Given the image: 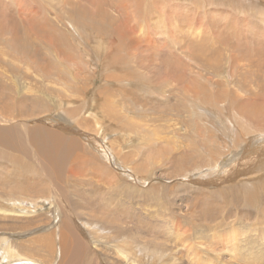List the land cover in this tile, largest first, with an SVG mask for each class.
Returning <instances> with one entry per match:
<instances>
[{
  "label": "bare ground",
  "instance_id": "obj_1",
  "mask_svg": "<svg viewBox=\"0 0 264 264\" xmlns=\"http://www.w3.org/2000/svg\"><path fill=\"white\" fill-rule=\"evenodd\" d=\"M130 1L132 3L129 4V6H134L135 11L137 10L140 12V15L134 14L135 16L133 15L130 21L137 18L141 21L143 20L145 23L151 19L155 22H163L166 15L173 14L172 20H168V24H172V29L166 28L162 31L166 36L164 40L158 39L159 46L166 45L168 49L177 50L179 54L183 53V59L189 58L186 61L183 60V65L190 64L189 61L196 60L199 62L198 67L202 66V69H204L203 65L200 63V59L203 58L202 61L206 60L207 62L210 60L218 62L221 59L219 55L211 59L217 52H210L212 54L210 58L202 57L204 56L202 53H200L199 58L194 57L195 55L192 58V56L187 54L188 52L191 53L190 50L198 51L196 54L199 56V51H201L202 48L204 50L207 49V46L212 49L216 46L219 47V50L220 47L221 49L226 47L223 53L230 50L228 57H234V60L231 59V57H229V59L233 60L235 64H238L237 60L240 59H237V56L243 55L238 53L235 54L232 43L233 40L241 44L244 42L250 49L252 47L254 48L248 50V52L244 51L247 53V56H257L255 50L263 46V18L252 23L255 24L257 30L251 33L248 30L242 29V21L237 19L239 16L235 18L234 12L226 11V13L230 15L224 13L226 15L224 16V14H222L224 17H218L220 21L222 19V22H219L213 20L217 18V14L215 15L216 12L213 16V12L211 11L210 18H208L206 14L205 18L202 19V17H200L201 13H199V8H187V5L183 4L178 6L174 3L175 0H171L172 2L166 0L165 3H162L160 5L161 11H157V6L154 5L152 0ZM188 1H192V3L196 4V0ZM205 2L214 4V6L220 4L219 2L216 3L215 0H205L203 4ZM223 2L222 5H226L227 3L235 4L234 0H224ZM110 4H112V2H108V0H0V185L5 186L3 187L5 189L0 190V195L3 199L9 200L11 204V206L0 205V219L6 221L5 223H0V226L4 227L1 228L3 230H0V235H4L6 230H20L28 225H37L40 222L39 219L34 218L38 216V214L36 215V211L30 209V205L27 206L25 204L27 201L38 202L42 199L46 200L50 196L57 200L56 204L60 202L64 205L65 201L63 198L66 197L69 192L67 191V193H64L63 190L62 194L60 192H53L56 186L54 184L55 180L58 186L63 187V189L69 188L70 190L71 188V192L74 189L79 190L80 185L76 182V176L73 175L74 169L70 171H64L63 169L64 164L66 165L68 163V165H70L76 162L73 158L76 160H84L87 157L97 161V159L101 157L105 162L110 163L106 156L99 154L101 150H99L97 146L94 145L95 148L91 146L93 143L99 142L95 134L73 130L65 126L55 129L42 123L28 127V123L30 122L23 120L17 122L18 119H16H29L35 116L37 111L44 113L49 112L50 110L47 109L49 107H52V109L56 111L61 107L63 108L65 102L69 101L65 99V97L80 95L79 92H82V94L83 92H87L86 80L89 78L90 74H93L92 67L97 66L99 63V66L107 65L110 67L108 74L102 76L105 79H116V81L122 82L121 78L125 79L127 76H130V79L132 78L134 80L131 81V83H136L138 87H141L136 88L134 94L136 90H139L150 95V97H155L157 95L155 99L160 100L158 107L162 108V112L160 113L161 116L151 117L143 113H140L139 116L143 115L149 118L147 120L148 122H151V118H161L165 125L169 127V132L174 137V141L176 139L175 146L178 151L181 152L183 147L186 153L191 152L192 154L190 155L194 157H203L204 155L212 157V163L208 165L200 163L191 171H197L207 166L209 169H213V172H216L220 170L223 164L228 167L231 163L233 164L234 162L232 160L234 157L242 151H246L247 154H251V156L258 153L257 155H259V157H255L254 160L251 162L249 161L247 164L235 162V165L230 168L229 173L235 171L239 167H242L244 170L233 176H229L225 184L220 187L213 189V185L208 181H196V183L198 182L199 185L203 184V186L194 187L196 195L192 203V209L194 211L198 210L199 214L205 219L217 221L219 219L212 218L216 216L217 207H219L221 209L219 218L222 216L219 220L220 224L227 226V230L220 232L215 229L213 233H208L209 228L204 224L194 223L195 232L188 235L189 240H192V237L199 239L204 238L205 240L184 246V254L188 256V252L193 251L196 264H252L254 262L264 264V177L254 178L264 173V167H260L261 163L264 164V99L250 101L249 96L247 98L249 101L238 102V98L235 96L237 101L235 100L234 107L230 105L229 108L219 110L218 106L221 107L222 105L219 103V95L217 96L214 90L213 93L205 91L202 96H200L201 93H198L202 88L200 78H204L205 81L210 79L211 84L209 87L212 88L215 85L214 83H216L212 81V77L205 76V78L198 70L194 73L193 70L187 67L189 73L193 75V79L187 82L181 80L185 76L182 74L179 76L178 73L180 70L175 68V65L177 66L179 62L175 63L171 58V60L167 59L166 62L162 60L164 75L158 78L155 83L152 80L144 82L140 74L133 76V72L131 73V71L126 68L129 55L126 54L121 58L116 52L118 46H114L116 34L112 33L117 31V35L120 36L121 32L123 34L127 32V30L126 28L122 30L120 24L117 28L115 27L116 17H112L111 12L105 9V6L112 7ZM121 10L123 9L121 8ZM206 10L207 8L204 11ZM216 10L218 9H214V11ZM150 14H152L151 17H149ZM261 14H259V16ZM232 15H234V17H232ZM190 17L194 18H191V20ZM228 17L231 18L228 19ZM246 20L247 19H243L244 24L248 23ZM145 23H141L140 26L143 27ZM113 25H115V28H113ZM155 33L156 32L151 31L150 34L153 35ZM97 38H100L102 43L97 42ZM148 40L150 41L151 38L149 37ZM37 47L40 48L36 49ZM45 49L47 52H42V60H44L42 61L38 59V55L41 50ZM244 49L246 48H243V50ZM232 52H234V56L231 54ZM223 59H227L226 54ZM257 63L259 64L260 62L257 61ZM258 64L255 65L257 66ZM208 66H210V63ZM238 66H236V70H238ZM119 67L124 68V71H122L124 73H121L119 70L118 73L115 72V69L117 70ZM33 71L42 73L38 76L43 79V82L52 77V82H56L55 84L56 86L58 85V90L55 92V89H52L53 84L51 87L47 86V88L46 85L43 87L40 85L42 90L38 92V96L36 94L31 95L32 98H29L31 100L30 105L21 100L7 102V96H3L2 93L6 88L15 93L22 92V89H32L35 91L40 89L39 86L36 87V84L39 85L40 83L37 81L33 82L34 78L32 79L30 75L33 74ZM214 72L216 76L224 78L221 75L222 73L218 71V67H214ZM227 74L229 75L230 73ZM154 75L156 77L155 73ZM232 75L230 74V76ZM240 75L244 78L243 74ZM157 77L159 76L157 75ZM226 78L227 77L224 78V81L218 84L216 83V85L220 87L222 85H233L235 86V90L233 91L240 90L238 88L240 84H236L235 80H233L234 75L231 79V84H228ZM176 79H179V82L174 85L177 81ZM23 80H29L30 84L22 83ZM197 80L199 83H195ZM31 83L33 84L31 85ZM122 84H124V82ZM167 87L172 88V90H166ZM113 90L115 89L112 86L105 88L103 92H101L102 101L93 103H98L100 108L106 109L107 100L109 99L108 96L112 94L111 91ZM230 90H232V88ZM62 91L69 92L72 95L65 94V92L62 94ZM233 91L232 93L234 94L235 92ZM162 92L165 94H162ZM53 95H55V98L52 99V103L44 101V97H47L50 101ZM230 100L234 101V98ZM128 101L129 99L126 100L127 103ZM82 113L84 114L85 112H80L78 108L70 107L65 112L66 115L71 116L74 120H78L77 117L80 118L78 121L79 123L84 120L85 124H88L89 120L84 117ZM5 114L12 119L10 126H7L8 123L6 124V122L5 125H2V122H4L3 119L7 120ZM229 120H231L230 122L236 127L235 132L232 133L230 142L223 138V135L230 129V125L225 123V121L229 123ZM8 121L11 120H7V122ZM41 121L48 122L47 119H41ZM98 122L99 121L95 119V127H99ZM204 122L215 124L216 129H208L205 134L206 127L203 124ZM84 126L88 127L91 126V124L83 125V127ZM98 127H96V129ZM68 131L75 132L76 135L72 136ZM184 132L187 133L182 134ZM192 134L195 135V138H193ZM260 150L261 153L259 152ZM230 152L232 154L229 155ZM119 153L120 154H117L118 158L120 155L124 158L130 156V153L125 154L121 153V151ZM179 159L180 161L186 160L183 156H180ZM42 160H44L45 163H43ZM104 170L106 171L107 169L105 168ZM110 174L113 175L114 173ZM42 176H45L48 181L39 182ZM102 177L94 173L90 176V180L83 182V180L81 181L80 179L79 183L81 184V188L85 185L83 183H86L84 189H86L87 194L91 189L93 191L96 185H99L101 187L100 192L97 190L93 191V193L103 194V197L106 199L105 202L110 205L113 202V194L118 192L119 188L117 185L114 186L115 188L113 187L116 191L113 190L110 185L112 183L109 184L107 183L108 181H105L107 176L105 180ZM113 177L117 178L116 175H113ZM149 177L150 175H148L146 180L149 179ZM94 179L95 181H93ZM133 179L137 178L133 176ZM89 187L91 188L90 190ZM190 188L194 190L189 184L185 186V190L187 191H190ZM208 190H212V192ZM101 191H104V193H101ZM79 195H81V191ZM88 195L91 196L92 194L90 193ZM163 195L167 196L166 194ZM216 197L220 198L219 201H215L217 207L213 203ZM229 204H239L243 208L245 212L243 220L234 219L231 221V224L226 222L227 213L224 212L223 209ZM108 205L106 206L107 208L109 207ZM102 206L104 208V205ZM251 209L256 213L257 218H259L256 222L253 221L254 214L251 212ZM171 213H173V210ZM238 214L239 212L235 211L234 215ZM39 215H41V213H39ZM101 216V219H105L106 217V215L104 217L103 214H101ZM176 219L178 218L172 217L170 221ZM66 221L69 222H65L64 226L66 227L68 224L70 227L69 229H73L74 225L71 224V221L68 219ZM170 221H166L168 225ZM90 224L91 222H89V225ZM187 224L188 222L186 221H178L175 222L174 226L176 229L180 230V232L187 233ZM231 226L233 228H231ZM66 230L69 232L68 229ZM240 231L241 234H243L242 237L238 236ZM59 236L62 244H59L58 252L60 254H67V258L70 259L69 254L71 252L69 251V245H72L70 243L71 239L73 241L76 239L71 231L70 235L60 232ZM90 238L91 237H89V239ZM217 238L221 243V247L215 246ZM4 240L5 237H0V249L2 251L0 254V264H36L37 262L39 264H58V261H56V258L53 256L55 253L54 243L49 234L40 236L37 238V241L36 239L34 240L35 246L32 249H34L35 252H30V248L27 249V247L22 246L21 242H17V245L16 242H12L2 246L1 244ZM123 241V245L128 244L125 239H123ZM77 242L80 243L78 239ZM145 250L153 254L158 252L156 251L157 249L151 250L146 248ZM37 254L39 255L37 256ZM121 255L124 258L128 257V254ZM211 255H214V259H212ZM131 258L132 259H127L124 264H137V258L135 256ZM231 258H233V260H230ZM64 262V264H73L72 262H66V260H64Z\"/></svg>",
  "mask_w": 264,
  "mask_h": 264
},
{
  "label": "rangeland",
  "instance_id": "obj_2",
  "mask_svg": "<svg viewBox=\"0 0 264 264\" xmlns=\"http://www.w3.org/2000/svg\"><path fill=\"white\" fill-rule=\"evenodd\" d=\"M152 1L154 5L157 6V11H161L160 5L166 2V0ZM204 1L205 0H196V4H194L192 3V1L188 0H175L174 3L178 6L180 4L187 5V8H199V10L201 11H199V13L202 14H200V17H202V19L205 18L206 14L208 18H210L211 11L213 12V16L216 12L215 15L217 14V18H222L226 15H230L227 14L226 11L234 12L233 14L235 15V18L239 16V18L237 19H240V21H242V24L240 23L242 29L248 30L251 33H254L257 30L255 24L252 23L259 21L260 18L264 19V13H262L264 12V0H234L235 4L227 3L226 5H222L224 3V0H215L216 3H220L217 6H214V4H210L208 2H205L207 4H203ZM108 2H112V4H110L112 7L105 6V9L107 11H110L112 17H116L117 19L115 22L116 26L113 25V28H117V26L120 24L122 30H124V28H126L127 30V32H124L123 34L121 32L120 36L117 35V31L112 34H116V42L114 43V46H118L116 52L121 56V58L126 54L129 55V60L126 68L131 71V73L133 72V76H136V74H140L144 82H149L152 80L155 83L158 78L164 75L163 62H166L167 59L171 58L175 63L179 62L177 66L175 65V68H178L180 70V72L178 73L179 76H181L180 74L185 76L183 77V79H180L185 80L186 82L193 79V75L189 73V69H187V67L193 70L194 73H196L198 70V72H201L202 76L212 77V81H215L217 84L221 81H224L225 77H227L226 81L228 82V84H231V79L234 75L233 80H235L236 84H240L238 87L240 90L233 91L235 90V86L233 85H222L220 87L217 86L216 83H214L216 87L214 85V87L211 88L209 87V85L211 84L210 79H207L205 81L204 78H200L202 88L198 93H201L200 96H202L205 91L213 93L214 90L215 94L217 96L219 95V103L223 106V108L222 106H218L219 110L229 108L230 105L234 107V102L236 100L235 96L238 98V102L249 101L247 99L249 96L250 101H259L264 99V96H262L264 95V42L262 43L263 46L261 48L255 50L257 52V56L254 57L247 56L246 53L248 52V50L254 49L253 47L250 49V47L244 42H242L241 44L240 42L236 43V41L233 40V47L237 51L236 52L234 50L235 54L238 53L244 56H237V59H240L237 60L238 64L234 63V57L229 56L233 60L229 59L228 53L230 52V50L228 52L226 51L227 53L225 51V53H223V50L226 47L222 49L220 47L219 50V47L215 46V48L212 49L207 46V49L204 50L202 48L201 51H199V56L196 54V52L198 51L195 50H190L191 53L188 52L187 54L189 56H192V58L194 55V57L199 58L200 53H202L204 55L202 57L210 58L212 55L210 52H217L214 54V56L211 57V59L219 55L222 59L221 60L219 57H217L218 59H220V62L212 60L208 62L206 60L202 61V58L200 59V63L203 65L204 69H202V66L198 67L199 62L196 60L189 61L190 64L183 65V60L186 61L189 59H183V53L179 54L177 50L174 51L171 48H169V50L166 45L159 46V40H164L166 36L162 31L166 28L172 29V24L169 25L168 20H172L173 14L166 15L163 22H155L153 19H151L148 20L149 23H145L143 20L141 21L137 18H134L130 21V18L134 14L140 15L139 11H135L134 6H129V4L132 3L130 0H123V2L122 0H108ZM121 8L123 10H121ZM206 8L207 10L204 11ZM214 9L218 10L214 11ZM222 14H224V16ZM259 14L261 15L259 16ZM234 15H232V17H234ZM151 16L152 14L149 15V17ZM191 18L193 19L194 17H190V19ZM217 18L211 19L222 22V19L220 21V19ZM229 18L231 17H228V19ZM243 19H247L246 21H248V23L244 24ZM141 23H145V25L143 24L144 26L141 27ZM151 31L156 33L152 35L150 34ZM149 37L153 42L151 40V42L148 40ZM97 42L102 43V40L100 38H97ZM120 47L122 50L120 49ZM39 48L40 47H37L36 49ZM243 48L246 49L243 50ZM43 51L47 52L46 49L40 51L38 55V59L40 60L43 59ZM174 52L176 53V55ZM234 52H232L231 54L233 55ZM225 54L227 59H223L225 58ZM226 60H230V63ZM257 61L260 63L258 64ZM209 63L210 66H208ZM255 64H258L257 66L259 68ZM226 66L229 68V71ZM236 66H238V70H236ZM214 67H218V71L222 73L221 75L224 78L215 75ZM92 69L93 74H90L89 78L86 80L87 92H83V94L82 92H79L80 95L65 97V99H68L69 101L66 100L68 102H65L63 108L61 107L55 111L52 109V107H49L47 108L48 110H50L49 112L44 113L37 111L35 116H32L29 119H16H18L17 122H20L22 120L30 122L28 123V127L34 124L42 123L55 129L65 126L73 130L95 134L97 139H99V142H95L91 146L94 148L95 146H97L98 149L101 150L99 154L106 156L110 163L105 162L101 157L100 159H97V161L86 157L84 160H76L75 158H73V160H75L76 162L70 165H68V163L66 165L64 164V171H70L71 169H74L73 175L76 176V182L80 185L79 190L74 189L72 191L74 193L73 194L71 192V188L70 190L69 188L63 189V187L58 186L57 181L55 180L54 184L57 187H54L55 191L53 192H60L61 194L63 191L64 193H67V191L69 192L67 193V196L63 198L65 204L63 205L60 202H57L58 204H56L57 200L51 198L50 196L46 200H39L41 201H38L39 203L37 201H27L25 204L27 206L30 205L29 208L36 211V215L38 214V216L34 218L39 219L40 222L37 225H28L27 227L20 230H6L4 232V235H0V237H5V240L1 245L4 246L12 242H16L17 245V242H21L22 246L27 247V249L30 248V252H35V250L32 249L35 246L34 240L36 239L37 241V238H39L40 236L49 234V236L52 237L54 243V252L56 253H54L53 256L56 258L55 260L58 261V264H64V260H66V262H72L73 264H76V261L77 264H124L127 259H132V256H135L137 258V264H196L194 257L195 254H193V251H189L188 256H185L184 254V246H187L191 243L194 244V242L205 240L204 238L199 239L196 237H192V240H189L188 235L192 232H195L194 223L204 224L209 228L208 233H213L215 229L223 232L224 230H227V226L221 225L219 221L222 218V216L221 218H219L221 209L215 204V201L217 202L220 200L219 197L214 198L213 201L214 205L217 207V213L216 216H214L212 219H219L217 221H210L208 219H205L199 214L198 210L194 211L192 209V203L196 195V190L194 187L203 186V184H198L199 181L210 182L213 185V189L224 185L225 182L229 179V176H233L234 174L244 170L242 169V167H239L235 171L229 173L230 168L235 165V162H242L247 164L249 161L251 162L252 160H254L255 157H259V155H257L258 153H255L251 156V154H247L246 151H242L235 156L236 158L234 157V159L232 160L234 162L233 164L231 163L229 167L223 164L222 167L220 166V170L216 172H213V169H209V167L207 166L202 167V169L197 171H191L200 163H204L206 165L212 163V157L209 155H204L203 157H194L193 155H190L192 154L191 152L186 153L183 147L181 152L178 151L175 146L176 139L174 141V137L169 132V127L165 125L164 121L161 118H151V122H148L147 120L149 118H146L143 115L139 116L140 113L148 114L151 117L161 116L160 113L162 112V108L158 107L160 100L155 99L157 95L155 97H150V95H147L145 92L139 90H136V93L134 94V90L141 87H138L136 83H131V81L134 80L132 78L130 79V76H127L125 78L126 81L125 79L121 78L122 82L116 81V79H105L102 76L108 74V71L110 70V67H108L107 65L99 66L98 63L97 66L92 67ZM118 70L121 73H124L122 72L124 71V68L119 67L117 70L115 69V72L118 73ZM153 72L156 74V77ZM227 73L233 75L230 76V74L228 75ZM239 73L243 74L244 78H242V75H240ZM41 74L42 73H37L35 71H33V74H30L32 76V79L34 78L33 82L37 81L38 83H40L39 85L36 84V87L39 86L40 88L38 91L32 89H22V92L15 93L7 88L2 91L3 96H7V102L21 100L30 105V99L32 98L31 95L36 94L38 96V92L42 90V87L45 85L47 88V86L51 87V85L53 84L52 89H55L56 92V90H58V85L56 86V82H52L53 78L51 77V80L46 79L45 82H43V79L38 76ZM157 75L159 77H157ZM176 80L177 81L174 83V85L179 82V79ZM123 82L124 84H122ZM197 82L198 80L195 83ZM22 83L30 84L29 80H23ZM32 84L33 83H31V85ZM40 85L42 87H40ZM111 86L115 90L111 91L112 94L108 96L109 99L107 100L106 109L100 108L98 106V103H93L101 102V92H103L105 88H109ZM231 88L232 90H230ZM170 89L172 90V88L167 87L166 90ZM232 91L235 93L233 94ZM64 92L65 91H62L61 93L64 94ZM26 93H28L29 95ZM65 94L71 93L65 92ZM162 94L165 93L162 92ZM23 96H26L27 99ZM185 96L189 97L188 95ZM54 98L55 95H53L49 101L47 97H44V101L52 103V99ZM233 98L234 101L230 100ZM127 99H129L128 103L126 102ZM229 100L230 103L228 104ZM69 107L78 108V111L85 112L84 114L82 113V115H84V117L89 120L88 124H91V126L83 127V125H88L85 124L84 120L79 123L78 121L80 118L77 117L78 120H74V118H71V116L66 115L65 112ZM5 118L11 121L7 122V120L3 119L4 122H2V125H5L6 122V124L8 123L7 126H10L12 119L9 116H6ZM41 119H47L48 122H42ZM95 119L99 121V127L96 126L98 127L97 129L94 126ZM230 121L231 120H229V123L225 121V123L230 125V129H228L226 134L223 135V138L228 142L231 141L232 133L236 130V127ZM203 124L206 127L205 134L207 133L208 129H216L215 124L209 122H204ZM68 132L72 136L76 135L75 132ZM185 133L187 132H184L182 134ZM194 134H192L193 138H195ZM120 151L121 153L125 154L130 153V156L124 158L122 155H120V157L118 158L117 154H120ZM259 152L261 153V150ZM230 154L232 153L230 152L229 155ZM180 156L185 157L186 160L180 161ZM42 161L43 163H45L44 160ZM102 167L104 169L106 168L107 170L105 171ZM260 167H264V164L261 163ZM109 172L112 174L114 173L113 175H116L118 179L116 177H113V175H111ZM94 173L98 174L99 176L101 175V177L103 176L102 178H104V180L107 178L108 180L106 179L105 181H108L107 183L109 184H113L114 182L115 185L110 184L112 186V189L114 186L118 185L119 191L116 193H114L113 191V202L112 204H110L111 206L108 205L107 202H105L106 199L103 197V194L95 192L93 193V191L97 190L98 192H100L101 187L99 185H96L93 191L89 187V190H91H88V194L91 193V196L88 195L86 189H84L86 187V183H83L85 185L81 188L79 180L81 179V181L83 180V182H86L90 180V176H92ZM106 174H110L111 176ZM148 175H150V177L146 180ZM133 176H135L137 179H133ZM241 176L244 177L243 175ZM261 177H264V173L261 175H257L254 178ZM110 179L112 180V182ZM43 181H48L45 176H42L39 179V182ZM93 181H95V179ZM196 181L198 182L196 183ZM188 184L191 185L194 190L192 188H190V191L185 190V186H187ZM3 187L5 186L0 185V190L5 189ZM113 190L116 191V189ZM80 191L81 195H79ZM208 191L212 192V190ZM102 192L104 193V191H101V193ZM163 194H166L167 196H164ZM0 200L2 201H0V205L11 206L9 200L5 198L3 199L1 195ZM101 203L102 205H104V208ZM106 204L109 206L108 208L106 207ZM172 210L173 213H171ZM223 211L227 213L226 222L230 224L234 219L243 220V216L245 213L243 208L239 204H229L223 209ZM235 211H238L239 214L234 215ZM251 212L254 214L253 221H258L259 218H257L256 213L252 209ZM39 213H41V215H39ZM101 214H103L104 217L106 215L105 219H101ZM172 217H176L178 219L170 221ZM67 219L70 220L71 224L74 225L73 229H69L70 227L68 226V224L66 227L64 226L65 222H69L66 221ZM88 220L89 222H91V224H95L89 225ZM166 221H170L169 225ZM178 221L188 222L187 233L180 232V230L175 228L174 224ZM5 222L6 221L0 219V223ZM1 228L4 227L0 226V230H3ZM231 228L233 227L231 226ZM66 229H68L69 232ZM70 231L72 232V235H74V238L76 240L73 241L71 239L70 243L72 245H69V251L72 254H69L70 259H68L67 254H60L58 252L59 244H62L59 235L60 232H64L70 235ZM238 236H243V234H241V231L238 233ZM89 237L91 238L89 239ZM77 239L80 243L77 242ZM123 239H125L128 244L123 245ZM216 240L217 243L215 244V246L221 247L219 239L217 238ZM146 248H149L151 250L157 249L156 251L158 252H155V254H153L150 251L147 252L145 250ZM1 252L2 251L0 249V254ZM121 254H128V257L124 258ZM38 255L39 254H37V256ZM211 257L212 259H214V255H211ZM230 260H233V258H231ZM36 264L39 263L37 262ZM252 264L258 263L254 262Z\"/></svg>",
  "mask_w": 264,
  "mask_h": 264
}]
</instances>
